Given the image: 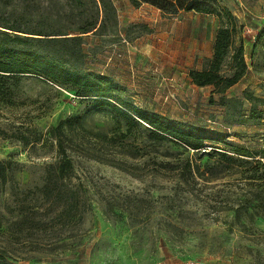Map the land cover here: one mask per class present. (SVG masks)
I'll use <instances>...</instances> for the list:
<instances>
[{
  "label": "rangeland",
  "instance_id": "obj_1",
  "mask_svg": "<svg viewBox=\"0 0 264 264\" xmlns=\"http://www.w3.org/2000/svg\"><path fill=\"white\" fill-rule=\"evenodd\" d=\"M80 2L0 0V23L30 37L21 48L80 75H103L121 99L175 123L206 127L229 144L208 145L228 153L232 144L262 147L264 0L219 1L242 25L238 37L256 65L223 100L188 77L211 57L214 15H170L146 0H105L98 11L92 0ZM93 20L94 30L78 34ZM37 30L58 35L25 34ZM60 37L69 39L51 40ZM1 84L3 263L264 264V221L257 209L244 207L250 189L234 165L154 141L138 120L128 132L105 105L36 75L7 76ZM248 92L258 100H245ZM58 125L72 162L66 181L86 207L71 225L54 221L57 210L40 193L46 167L57 162L49 132ZM21 136L30 143L19 142Z\"/></svg>",
  "mask_w": 264,
  "mask_h": 264
},
{
  "label": "trees",
  "instance_id": "obj_2",
  "mask_svg": "<svg viewBox=\"0 0 264 264\" xmlns=\"http://www.w3.org/2000/svg\"><path fill=\"white\" fill-rule=\"evenodd\" d=\"M11 0H6V5ZM80 4V0H73ZM220 0H146L166 14L176 15L180 11L195 12L204 15H214L218 20V27L212 46L211 57L200 70H189L188 77L193 85L197 87H210L212 94H217L223 100L227 90L236 84L246 73L247 66L243 57V42L238 37L242 25L237 18L226 7L219 5ZM93 5L105 6V0H92ZM96 20L90 21L87 27L80 28L79 33H87L94 30ZM19 30L6 23H0V78L7 76H21L33 74L60 86H66L76 96L87 98L105 105L113 115L123 119L127 124V131L136 125V120L144 123L150 130V137L154 141L169 140L174 144H180L185 151L194 154L216 156L221 162H225L228 168L234 165L239 178L246 183L250 189L248 195L243 196L245 208H253L260 214L264 221V140L261 148L251 150L246 147L230 145L231 153L225 149L216 147L214 144L225 142V136L215 134L206 127L188 126L175 123L158 114H149L144 110L132 105L113 94V85L107 77L98 74L80 75L65 69L57 60L48 59L46 56L29 49H23L20 45H28L29 38L20 36ZM25 33V32H24ZM37 36H54L58 34H46L37 30ZM78 39L79 36L70 37ZM66 41L68 37L51 38V40ZM6 92L0 85V94ZM245 100H258L252 92L244 93ZM112 103H111V102ZM252 111V110H251ZM61 126L58 125L50 130L51 139L55 141L54 151L57 162L55 165L47 166L44 183L40 188L43 199L49 203L53 210L54 221L62 225L76 224L81 221L85 211L79 191L67 183L72 171V162L65 154L64 148L59 140ZM19 142L28 145L30 140L19 137ZM35 141V140H34ZM213 145H208L209 143ZM212 152H205L207 147ZM220 149L213 150V149ZM185 170L190 169V159L185 161ZM191 170V169H190ZM0 168V174L3 175ZM66 178V179H65ZM253 190V191H252ZM3 253L0 252V264L4 261Z\"/></svg>",
  "mask_w": 264,
  "mask_h": 264
},
{
  "label": "crops",
  "instance_id": "obj_3",
  "mask_svg": "<svg viewBox=\"0 0 264 264\" xmlns=\"http://www.w3.org/2000/svg\"><path fill=\"white\" fill-rule=\"evenodd\" d=\"M243 48H244L243 57H244V61H245L246 66H247V71H246L245 75H244V76H243V77H242V78H241L236 84H234L232 87H230V88L227 90L226 94L229 93V92H231L232 89H234V88H236L237 86H239L240 83H242V82H244L246 79L250 78V77H251L250 75H252L251 73L254 72V71H256V70H255V69H256V65L248 62V61H250V58H251V56H250V49L247 50V47H246L245 44H243ZM248 83H249V82H248ZM245 86H246V85H245ZM247 86H248V85H247ZM249 87L251 88L250 85H249ZM243 88H244V87H243Z\"/></svg>",
  "mask_w": 264,
  "mask_h": 264
}]
</instances>
